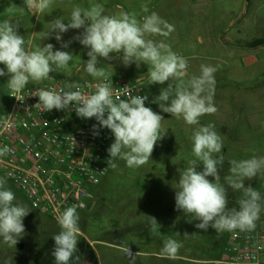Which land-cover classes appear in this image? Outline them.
Returning a JSON list of instances; mask_svg holds the SVG:
<instances>
[{
    "label": "rangeland",
    "instance_id": "1",
    "mask_svg": "<svg viewBox=\"0 0 264 264\" xmlns=\"http://www.w3.org/2000/svg\"><path fill=\"white\" fill-rule=\"evenodd\" d=\"M94 4H101L107 15H118L120 11H125L141 20L144 15L157 13L173 30L167 37L149 38L164 41L172 51L187 59L188 76L184 78L185 82L192 75L200 74L201 65L217 67L213 103L218 111L202 116L200 124H213L223 139L221 155L225 161L220 169L221 182L225 183L228 206L238 208L242 191H234L226 184L224 177L230 174L229 160L264 156V48L246 51L228 48L224 43L249 48L254 41L264 40V0H53L51 8L39 18L33 15V10L26 8L24 0H0V22L6 19L19 22L18 34L24 36L30 49L51 43L54 51H67L73 55L70 63L50 73V78L30 81L27 86L40 87L54 77L61 80L74 78L71 81L73 84L101 78L131 82L143 78L151 101L160 94L162 87H167L168 82L164 85L150 84L147 73L149 66L143 62L139 67L135 63L125 66L117 59L107 61L98 57L100 64L97 67L103 68L106 75H89L84 68L89 49L73 39L83 29H69L61 34L62 41L54 38L55 33L50 38L42 39V33L49 29L48 23L55 18L59 17L67 23L73 8L87 9ZM145 6L147 13L143 11ZM69 41V47L63 48L62 43ZM233 54L238 59H234ZM251 57L257 58V62L245 67V59ZM237 64L240 69L233 70ZM0 68H4V65L0 64ZM8 79L7 75L0 76V124L8 117L12 106ZM64 84L68 85L66 82ZM146 107L164 117L162 128L166 129V135L154 147L152 154L155 158L151 156L143 166L137 168H130L124 160L117 158L107 177L91 190L92 198L87 209L79 212V242L82 238L100 242L95 246L99 264H204L220 260L233 231L215 232L211 227L207 231L198 229L195 225L200 221L185 214L184 227L179 220L171 218L174 225L169 229L163 228L162 216L171 215L169 211L176 209L175 193L180 171L195 159L191 137L198 126H189L182 118L177 119L162 112L157 103L151 102ZM166 154L171 156L170 160ZM168 160L170 166L175 168L171 175H166L164 171L168 168L165 164ZM198 170L202 171L203 166L200 165ZM0 177L7 181L6 187L15 193V202L26 205L30 210L23 219L25 234L15 247H9L0 238V264H34L33 258L38 248L58 234L60 227L35 210L24 193L5 175L0 173ZM146 181L149 186L144 188ZM245 184H251L264 196V174L245 181ZM142 202L146 205L141 206ZM167 202L170 203L169 207L165 205ZM261 203L257 228L264 227V200ZM149 216L155 217L160 225L159 231H152ZM169 238L181 242L182 247L176 256L181 255L185 260L176 256H157L161 255L164 241ZM126 248L131 253L140 254H128L124 251Z\"/></svg>",
    "mask_w": 264,
    "mask_h": 264
},
{
    "label": "clouds",
    "instance_id": "2",
    "mask_svg": "<svg viewBox=\"0 0 264 264\" xmlns=\"http://www.w3.org/2000/svg\"><path fill=\"white\" fill-rule=\"evenodd\" d=\"M24 4L39 18L51 8L53 0H24ZM143 11L148 12L146 6ZM48 24L49 29L42 33V39L50 38L55 33L54 38L62 41V33L69 29H83L73 39L89 49L84 68L93 77L106 75L103 68L97 67L100 57L107 61L117 59L125 66L135 63L139 67L143 62L149 66L147 73L150 84L164 85L168 82L152 102L157 103L162 112L177 119L182 118L189 126H198L191 137L195 159L180 171L177 182L176 209L187 216H194L195 220L200 221L195 227L204 231L209 227L215 232L254 231L260 219L264 196L251 184L246 186L245 181L264 174V156L228 161L230 174L224 177L226 184L234 191H242L239 207L230 208L225 183L221 182L220 176L225 161L221 155L223 139L213 124H200L202 116L218 111L213 103L217 67L201 65L200 74L192 75L185 82L184 78L188 76L187 59L172 51L164 41L149 38L167 37L173 30L155 12L144 15L141 20L125 11H120L118 15H107L101 4H94L87 9L73 8L67 23L58 17ZM19 27V22L13 23L9 19L0 22V64L4 65V68H0V76L9 77L7 85L12 93H20L30 81L50 78V73L66 67L73 58L70 52L54 51L51 43L30 49L24 36L18 34ZM70 43H62V47L67 48ZM74 87L76 90H71ZM68 89L36 90L31 95L39 98L34 107L41 112H50L53 109L70 110V106L74 105L78 117L95 118L99 128L109 129L114 136V142L108 149V164L114 158H119L130 168L143 166L151 158L157 142L166 135V129L162 128L164 117L145 106L146 95H129L126 99L114 97L112 88L105 83L97 84L95 91L87 95L72 84L68 85ZM14 97L23 100L22 97ZM99 128L93 125V135H99ZM12 151L6 146L0 149V156ZM200 165L203 166L202 171L198 170ZM6 183L0 177V238L9 247H15L25 234L23 219L30 210L26 205L15 202V193L6 187ZM77 207L70 205L56 216L60 227L59 233L53 236L52 256L56 264H70L74 256L79 260V256L75 255L81 234ZM149 217L152 231H159L160 225L155 217ZM181 247V242L169 238L164 241L161 255L174 258ZM124 251L132 254L129 248Z\"/></svg>",
    "mask_w": 264,
    "mask_h": 264
},
{
    "label": "built area",
    "instance_id": "3",
    "mask_svg": "<svg viewBox=\"0 0 264 264\" xmlns=\"http://www.w3.org/2000/svg\"><path fill=\"white\" fill-rule=\"evenodd\" d=\"M143 82V78L134 82L101 78L73 85L87 95L95 91L97 84L105 83L114 97L146 95L147 106L152 101ZM40 88L69 90L54 77L40 87L26 85L20 93L11 91L12 106L0 124V149L7 146L13 151L0 156V173L24 193L35 210L57 223L58 213L70 205H77L78 213L87 209L91 190L109 173L112 161L108 164V149L114 136L109 129L99 128L95 118L78 117L74 105L70 110L41 112L34 107L39 98L31 96ZM93 125L99 128V135H93ZM229 240L220 260L204 264H264V227L251 232L235 230Z\"/></svg>",
    "mask_w": 264,
    "mask_h": 264
},
{
    "label": "trees",
    "instance_id": "4",
    "mask_svg": "<svg viewBox=\"0 0 264 264\" xmlns=\"http://www.w3.org/2000/svg\"><path fill=\"white\" fill-rule=\"evenodd\" d=\"M264 46V40H256L249 45V48L256 49ZM54 248L53 238L49 239L44 245L38 248L34 255V264H56L52 251ZM79 256V260L74 258L70 264H99V259L93 246L85 239L82 238L78 244V252L75 254Z\"/></svg>",
    "mask_w": 264,
    "mask_h": 264
},
{
    "label": "crops",
    "instance_id": "5",
    "mask_svg": "<svg viewBox=\"0 0 264 264\" xmlns=\"http://www.w3.org/2000/svg\"><path fill=\"white\" fill-rule=\"evenodd\" d=\"M228 48H232V47H236L237 49H243V50H246V51H254V50H256V49H260V48H264V46L263 47H259V48H256V49H251V48H240V47H238V46H236V45H228V44H226V43H224ZM234 59H238V57H236V56H234V54H233V56H232ZM232 58V59H233ZM263 59H264V57H263ZM257 58H247V59H245V62H244V65H245V67L246 66H250V65H253V64H255L256 62H257ZM260 60V59H259ZM240 69V65L239 64H237L236 65V67L234 66V68H233V70H236V71H238ZM58 79H60L59 77H58ZM74 78H69V79H67V78H63V80H61L60 79V81H64V82H66V83H68V85L69 84H72L73 85V83H71V81L73 80ZM63 82V83H64ZM70 82V83H69ZM232 83V82H231ZM232 84H237V83H232ZM167 155V157H168V159L170 160L171 159V156H169L168 154H166ZM152 156H153V158H155V156L152 154ZM117 160V158H114L113 160H112V163H111V166H110V169L112 168V166H113V164H114V162ZM169 160H168V162H166L165 164H166V167H168V168H166L164 171L166 172V175H171V173H174L175 172V168H174V166H170L171 165V162H169ZM170 180V179H169ZM168 180V181H169ZM147 183V184H146ZM146 185H144L143 187L145 188V187H148L149 185H148V181H146ZM142 205L141 206H145L146 204L144 203V202H142L141 203ZM169 202H167V204H165V205H167L166 207H169ZM170 212V214L171 215H164V216H162V218H163V228L164 229H169L170 227H172V224L174 223L173 221H170V219L172 218V219H177V221L179 220L180 222H181V225H182V227H184L185 226V218L183 217V214H184V212L182 211V210H174V211H172V210H170L169 211ZM167 214H169L168 213V211H167ZM174 225V224H173ZM230 237L228 238V240H227V242H226V246H225V248H224V250H223V253H222V255L223 254H225L226 252H227V250H228V247H229V242H230ZM92 246H93V248H94V250H95V246H96V244L97 243H100L99 241H89V240H87ZM104 243V242H103ZM96 251V250H95ZM132 254H137V255H139L140 253L139 252H134V251H132ZM151 255H154V254H151ZM97 256H98V254H97ZM157 256H162V255H157ZM178 259H180V260H185V257H183V256H181V255H178V256H176ZM98 259H99V257H98ZM99 263H100V261H99Z\"/></svg>",
    "mask_w": 264,
    "mask_h": 264
}]
</instances>
